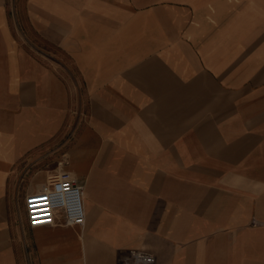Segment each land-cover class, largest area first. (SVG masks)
I'll use <instances>...</instances> for the list:
<instances>
[{"label":"crops","instance_id":"obj_1","mask_svg":"<svg viewBox=\"0 0 264 264\" xmlns=\"http://www.w3.org/2000/svg\"><path fill=\"white\" fill-rule=\"evenodd\" d=\"M132 250L264 264V0H0V264Z\"/></svg>","mask_w":264,"mask_h":264},{"label":"built area","instance_id":"obj_2","mask_svg":"<svg viewBox=\"0 0 264 264\" xmlns=\"http://www.w3.org/2000/svg\"><path fill=\"white\" fill-rule=\"evenodd\" d=\"M42 200L46 208L61 210L68 224H84L83 188L70 172L59 171L56 182L43 193ZM153 262L154 256L151 253L132 250L124 264H151Z\"/></svg>","mask_w":264,"mask_h":264},{"label":"rangeland","instance_id":"obj_3","mask_svg":"<svg viewBox=\"0 0 264 264\" xmlns=\"http://www.w3.org/2000/svg\"><path fill=\"white\" fill-rule=\"evenodd\" d=\"M49 51H51V53H52V57L50 56V58L52 59V60H54V61H56V59H58L59 61H61V60H63V61H66V63H67V59H66V57L65 56H63L62 54H61V52H59L58 50H56V49H54V48H51V49H49ZM54 57V58H53ZM68 66H70L69 68H72V66L70 65V63L68 62ZM73 69V68H72ZM72 74L73 75H75V76H77V73L75 72V70L73 69L72 70ZM73 109H74V111H75V104L73 105ZM75 115V114H74ZM73 125H74V119H72L69 123H68V127L71 129L72 127H73ZM70 137H71V131H70ZM58 156V155H57ZM56 154H53V155H51V156H49L48 157V159L47 160H49V162L51 163V165H50V171L51 172H54L55 171V168H57V166L59 165L58 163H57V161H56ZM62 169H58V171L57 172H59V171H61ZM24 185V184H23ZM23 185H22V187H23ZM21 190L23 191L24 189H22L21 188Z\"/></svg>","mask_w":264,"mask_h":264}]
</instances>
